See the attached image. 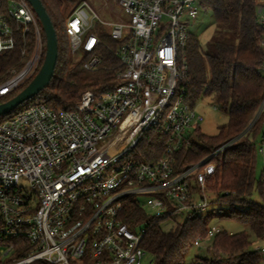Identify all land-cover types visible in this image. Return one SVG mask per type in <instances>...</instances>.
<instances>
[{
  "label": "built area",
  "instance_id": "2783aa9c",
  "mask_svg": "<svg viewBox=\"0 0 264 264\" xmlns=\"http://www.w3.org/2000/svg\"><path fill=\"white\" fill-rule=\"evenodd\" d=\"M113 1L124 17L106 20L82 0L67 17L66 31L74 52L91 53L83 62L90 71L102 62L93 54L101 42L96 22L121 41L115 88L86 90L71 109L36 103L0 121V264H142L148 224L131 229L121 215L125 203L131 199L164 220L204 214L213 203L208 180L217 157L264 112L263 94L239 135L176 172L174 152L192 144L205 118L199 101L188 99L185 57L188 26L204 11L203 0ZM256 14L264 51V0ZM30 32L33 50L0 81V100L36 74L43 54L39 20L28 0L0 3V55ZM259 73L264 78V59ZM149 130L161 134L163 151L145 160L135 148ZM257 150L264 160V128ZM222 230L212 225L195 245ZM254 249L264 253V245Z\"/></svg>",
  "mask_w": 264,
  "mask_h": 264
},
{
  "label": "trees",
  "instance_id": "16d2710c",
  "mask_svg": "<svg viewBox=\"0 0 264 264\" xmlns=\"http://www.w3.org/2000/svg\"><path fill=\"white\" fill-rule=\"evenodd\" d=\"M5 1L0 0V3ZM81 1L42 0L58 37L59 56L55 74L46 88L12 112L0 116V121L36 103H45L55 110L71 109L80 101L84 91L100 93L115 88L119 83L117 72L122 65L115 51L121 41L111 37L107 27L96 22L93 28L101 40L93 52L102 61L97 69L90 71L83 67L90 52L80 48L76 53L71 48L66 20ZM261 1L203 0L204 11H212L214 15V52L203 51L198 37L190 32L185 48L188 99L195 104L202 96H211L213 103L228 114V121L220 125L218 133L214 135L205 133L201 127L196 129L192 144L173 154L176 172L184 170L226 140L239 135L255 116L264 94V78L259 73L264 59V51L260 46L262 27L256 14ZM39 24L43 46L42 64L46 39L40 21ZM34 44L33 32L22 34L14 49L0 55V81L8 77L13 69L23 66ZM23 49H26L25 54L22 53ZM74 54L78 56L77 59ZM26 84L0 102L15 95ZM263 128L264 112L248 132L217 157V170L208 180V187L212 204H219V208L187 216L183 222L164 230L161 226L164 219L147 213L145 208L131 199L125 203L121 215L131 229L143 223L148 224L142 246L151 256L153 264H187L188 251L199 236L207 235L214 215L220 219L239 221L247 225L249 231L230 232L223 229L207 246L212 256L203 258L202 262L198 260L200 264H264V253L253 246L257 241L264 245V169L260 176L256 173L259 154L257 140ZM163 141L156 130L147 131L135 148L138 157L152 160L161 155ZM255 193L259 200L253 198ZM35 264L47 263L39 261Z\"/></svg>",
  "mask_w": 264,
  "mask_h": 264
},
{
  "label": "rangeland",
  "instance_id": "374dc122",
  "mask_svg": "<svg viewBox=\"0 0 264 264\" xmlns=\"http://www.w3.org/2000/svg\"><path fill=\"white\" fill-rule=\"evenodd\" d=\"M87 2L90 7L96 13H98L99 16L106 20H115L118 16H125L123 10L113 0H87ZM85 10L90 13V15L92 14V10H90L87 6H85ZM188 29L198 37L200 46L203 51L214 52L213 36L216 33V30L214 24V15L212 11H201L197 19L192 20L189 23ZM77 57L78 56L74 54V58L77 59ZM213 104L214 103L211 96H202V98L197 103V107L200 108L205 117L201 122L200 127L205 133L210 135L218 133L220 125L225 124L228 121V114L224 111H221L219 108L215 109L213 107ZM263 169V156L261 154H258L256 166V173L258 176L261 175ZM253 198L255 200H259V197L256 193L253 195ZM211 208L217 209L219 208V204L211 203L209 209ZM184 219V216L168 218L161 222V226L164 230H168L178 222H183ZM210 225H217L230 232H238L242 230L249 231L247 225L242 224L241 222L236 220L220 219L217 215H214L211 218ZM211 242L212 239L203 241L202 245L200 246L193 245L186 255L187 264H200L198 260L202 262L203 258L211 257L212 252H209L207 250V246H209ZM261 244L262 243H260V241H257L253 246ZM142 264H153L151 261V256L149 254L145 255Z\"/></svg>",
  "mask_w": 264,
  "mask_h": 264
},
{
  "label": "water",
  "instance_id": "95a60500",
  "mask_svg": "<svg viewBox=\"0 0 264 264\" xmlns=\"http://www.w3.org/2000/svg\"><path fill=\"white\" fill-rule=\"evenodd\" d=\"M28 2L35 11L45 33L46 52L43 63L30 81L15 95L0 102V116L12 112L19 105L36 96L41 90L49 85L55 74V68L59 56L56 29L42 0H28Z\"/></svg>",
  "mask_w": 264,
  "mask_h": 264
},
{
  "label": "snow or ice",
  "instance_id": "6c2138e0",
  "mask_svg": "<svg viewBox=\"0 0 264 264\" xmlns=\"http://www.w3.org/2000/svg\"><path fill=\"white\" fill-rule=\"evenodd\" d=\"M73 27H75V25H73Z\"/></svg>",
  "mask_w": 264,
  "mask_h": 264
}]
</instances>
